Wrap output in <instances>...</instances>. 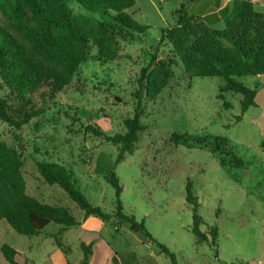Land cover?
I'll return each mask as SVG.
<instances>
[{"label":"rangeland","instance_id":"374dc122","mask_svg":"<svg viewBox=\"0 0 264 264\" xmlns=\"http://www.w3.org/2000/svg\"><path fill=\"white\" fill-rule=\"evenodd\" d=\"M236 1L230 0L227 10L223 9L224 20H233ZM242 1L260 16L264 30V0ZM196 2L135 0L125 12L147 27L138 33L67 0L72 17L104 22L103 40L90 42L72 83L53 98L42 88L24 101L0 79V96L7 98L10 112H41L21 130L0 120V140L18 151L27 193L43 203L68 208L76 220L86 219L84 212L60 186L44 182L39 163L65 166L84 197L106 213L115 210L116 192L106 180L115 173L123 189L124 213L144 220L153 240L167 246L178 264H264V79H239L256 90V100L237 121L242 95L220 93L221 77L189 76L177 48L196 40L194 36L204 28L196 24L179 28L175 21L182 4L189 14L200 17ZM211 2L215 7L211 9L216 10L217 1ZM206 13L212 19L218 16L213 11ZM206 23L214 29L225 28L224 21L210 23L207 19ZM138 95L147 129L134 153L116 164L119 146L87 128L109 136L124 134ZM188 181L200 205L201 230L207 234L213 228L218 231L216 246L211 238L210 243L198 244L192 233ZM114 222H119V230L105 227L103 241L93 245L91 264H170L169 257L142 232L131 231L119 219ZM61 227L52 223L41 235L28 237L0 220V264H9L1 252L4 245L17 250L19 264H79L84 254L75 229L65 241L63 236L60 240L71 249L67 257L55 243L60 233L54 239L47 236Z\"/></svg>","mask_w":264,"mask_h":264},{"label":"trees","instance_id":"16d2710c","mask_svg":"<svg viewBox=\"0 0 264 264\" xmlns=\"http://www.w3.org/2000/svg\"><path fill=\"white\" fill-rule=\"evenodd\" d=\"M75 1L85 10L100 14L105 21L138 33L147 29L125 12L134 5L135 0ZM187 1L194 3L197 0ZM232 17L233 20H225L223 30L214 29L204 18L189 14L182 4L176 12L175 25L181 28L196 24L204 28L201 35L194 36L196 40L178 47V53L190 77H221L224 85L220 87V93L232 92L243 96L242 114L237 118L240 121L255 105L256 90L247 87L239 79L264 76V30L260 16L253 13L246 1L237 0L234 3L230 18ZM105 29L104 22L91 17H72L67 0H0V79L5 87L17 93L24 101L27 95L42 88H46L47 96L53 98L72 83L88 55L90 42L93 40L101 43ZM201 36L203 39H200ZM146 74L145 69L139 80L140 86L143 85ZM40 115V111L12 113L7 98L0 96V120L12 128L21 130L30 120ZM142 116V101L138 95L134 116L126 122L124 134L109 136L92 127L87 130L119 146L116 164H120L127 154L134 153L141 134L147 129ZM262 148L264 149V142ZM37 166L44 182L60 186L84 212L86 219L95 217L115 228L119 222H114V219H119L127 223L131 231L142 232L145 239L155 243L160 252L169 257L170 264H178L176 255L167 246L153 240L146 230L144 220L138 221L134 215L124 213L121 201L123 189L115 173L106 176L116 192L115 210L106 213L84 197L72 173L65 166L54 162H43ZM186 201L192 206V233L196 242L210 243L211 238V244L216 246L217 229L213 228L210 234L201 230L203 218L199 214L200 205L191 181L186 186ZM0 220H5L17 233L28 237L39 236L52 223L62 225L64 229L55 237V243L66 257L71 249L60 240L67 228L80 225L68 208L43 203L27 193L21 157L17 150L1 140ZM92 247V243L80 244L84 254L80 264H89ZM1 252L9 264H19L16 249L4 245Z\"/></svg>","mask_w":264,"mask_h":264},{"label":"crops","instance_id":"0c3cea01","mask_svg":"<svg viewBox=\"0 0 264 264\" xmlns=\"http://www.w3.org/2000/svg\"><path fill=\"white\" fill-rule=\"evenodd\" d=\"M211 1L212 0H199L198 2H196L194 4V6L196 7V14H198L197 16H200V17L204 18L205 20L208 19L210 23L215 22L217 20H219L221 22L222 21L225 22L222 12H224L223 9H225L227 7V5L230 2V0H216L217 4H218V7H216V10H212L211 9V8L215 9V7H214V5L212 4ZM209 11H213L214 15H218V16L216 18H213V19L210 18V16H212V15H209V13H206V12H209ZM212 28H213V26H212ZM257 77H259V78L262 77L261 79H264V76H262V75L261 76H257ZM78 221L80 222V225H78L76 227H69V228H67L64 231V235H63V240L64 241H65L67 235L69 234V232L72 229H75L77 231L75 236H76V239L79 242V246H80L81 243H86V244L92 243V245H94L96 241H103L101 234H102V232H104L105 227H108V224H105L104 222H102L101 220H99L97 218L94 219L93 217H89L87 219H82V220H78ZM90 224H93L94 227H90L89 226ZM61 229H62V227L55 234L47 235V236H51L54 239V237L58 233L61 232ZM115 230H119V228H115ZM92 250H93V247H92ZM59 252L61 253L60 250H59ZM94 254L95 253L93 252L92 256L90 258L89 264H91V262L93 260V257H94ZM115 256H117V254ZM82 260L83 259H81V261ZM80 262H79V264H80Z\"/></svg>","mask_w":264,"mask_h":264}]
</instances>
